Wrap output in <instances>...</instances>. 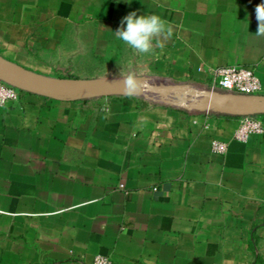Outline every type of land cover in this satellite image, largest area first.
Instances as JSON below:
<instances>
[{"label":"crops","instance_id":"obj_1","mask_svg":"<svg viewBox=\"0 0 264 264\" xmlns=\"http://www.w3.org/2000/svg\"><path fill=\"white\" fill-rule=\"evenodd\" d=\"M261 3L0 0V52L59 79H91L53 74L80 56L144 64L149 76L133 74L142 79L203 85L219 68L244 67L261 83L249 97L263 100ZM131 12L167 21L163 50L141 55L116 38ZM81 24L94 25L96 38L81 42ZM21 90L0 107V264H91L97 255L112 264H256L257 256L264 264V132L235 141L238 114L199 106ZM214 140L225 153L212 151Z\"/></svg>","mask_w":264,"mask_h":264},{"label":"water","instance_id":"obj_2","mask_svg":"<svg viewBox=\"0 0 264 264\" xmlns=\"http://www.w3.org/2000/svg\"><path fill=\"white\" fill-rule=\"evenodd\" d=\"M143 83L139 94L150 101L165 103L166 99H157V95L166 96L173 93L197 97L193 107H204L207 110L225 111L238 115L264 114V99H237L219 95L210 90L185 89L178 85H153L140 78ZM0 80L40 95H69L77 99H91L110 96H127L123 93L122 79H59L51 78L30 71L0 56ZM175 101V100H174ZM176 102V101H175ZM183 107H191L183 104Z\"/></svg>","mask_w":264,"mask_h":264},{"label":"rangeland","instance_id":"obj_3","mask_svg":"<svg viewBox=\"0 0 264 264\" xmlns=\"http://www.w3.org/2000/svg\"><path fill=\"white\" fill-rule=\"evenodd\" d=\"M81 29L84 30L83 34L82 33L80 34V40L83 43L87 42L88 35L95 36L96 38L98 34V32H96L97 29L94 27V25L88 26L87 24H81ZM89 30L90 31L92 30V31L89 33L88 32ZM67 34L70 37L71 32ZM69 37L67 39V42L70 43L71 38ZM88 50L89 49L85 48L81 50V53H84V51L86 52ZM0 54H3V56L2 55L0 56H2L5 59H8V60L14 59L13 55L1 53V52ZM69 61L70 63H68L67 69L63 71V73L61 72V73H53V74L61 78H73V77L81 78L82 77V78L101 79V80H116V78L120 76L128 75V74H134V75L137 74L140 76L150 75L146 71V67L144 64L143 65L141 64L120 65L117 63L106 62L105 58L96 57L95 59L94 58L91 59V58H87L86 56H83V57L80 56L79 60L78 59L75 60L74 57L72 58L70 57ZM145 80L149 81L153 85H171V86L178 85V86H182L185 89H193V90H208L206 86L209 85V82H206L204 83L205 85H203L200 82H197L194 80H173V79H156V78H150V79H145ZM216 93L221 94V95L225 94L221 90H217ZM234 97H236L237 99H245V98L252 99V97L241 96V95H235ZM140 98L147 101V99L144 97L140 96ZM156 98L166 99L168 101L165 103H160L158 101H150V100L148 101H150L151 103L163 104V105H167L170 107H177V108L183 107V104H190V106H192L199 100V98L197 97L182 95L178 93H173V94H169L166 96L157 95ZM92 103H96V102L91 101L88 104L90 105ZM88 104L86 103V105ZM261 245H262L261 252L264 255V241L261 243Z\"/></svg>","mask_w":264,"mask_h":264},{"label":"built area","instance_id":"obj_4","mask_svg":"<svg viewBox=\"0 0 264 264\" xmlns=\"http://www.w3.org/2000/svg\"><path fill=\"white\" fill-rule=\"evenodd\" d=\"M208 90L216 92L221 90L225 95L253 96L261 91V83L255 73L244 67H223L214 73V78ZM18 91L14 85L0 80V107L16 101ZM264 132L262 121L255 115H239L238 127L233 134V139L245 142L250 137L261 135ZM227 150V144L220 141H212V151L222 154ZM91 264H112L111 261L102 255L94 257Z\"/></svg>","mask_w":264,"mask_h":264},{"label":"clouds","instance_id":"obj_5","mask_svg":"<svg viewBox=\"0 0 264 264\" xmlns=\"http://www.w3.org/2000/svg\"><path fill=\"white\" fill-rule=\"evenodd\" d=\"M125 2L130 4L131 0H125ZM255 13L258 21V28L255 33L257 36H264V3L256 6ZM114 33L116 38L130 49L145 55L153 52L154 47L163 50L162 38H170L172 29L166 20L156 14L137 16L136 12H131L121 20V27ZM122 83L123 93L132 96L139 94L143 81L133 74H128L122 79Z\"/></svg>","mask_w":264,"mask_h":264},{"label":"trees","instance_id":"obj_6","mask_svg":"<svg viewBox=\"0 0 264 264\" xmlns=\"http://www.w3.org/2000/svg\"><path fill=\"white\" fill-rule=\"evenodd\" d=\"M16 88H17L18 93L22 91L20 88H18V87H16ZM253 96H255V95H253ZM127 97H129V96H127ZM74 98H76V97L74 96ZM255 116L257 118H259L262 121L263 125H264V114H256ZM255 263L256 264H258V263L262 264L261 258L259 256L256 257V262Z\"/></svg>","mask_w":264,"mask_h":264}]
</instances>
